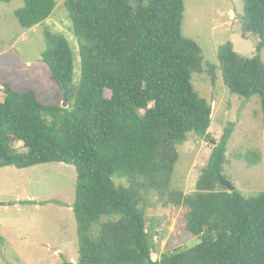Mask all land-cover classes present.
Returning a JSON list of instances; mask_svg holds the SVG:
<instances>
[{"label":"trees","instance_id":"1","mask_svg":"<svg viewBox=\"0 0 264 264\" xmlns=\"http://www.w3.org/2000/svg\"><path fill=\"white\" fill-rule=\"evenodd\" d=\"M56 7L55 0H24L15 16L32 30ZM66 7L80 80L67 37L47 29L42 62L68 107L45 104L33 90L0 88V169L76 168L78 264H264V192L247 198L218 189L232 128L215 143L197 192H170L177 147L191 136L209 139L213 118L192 82L205 68L201 48L183 34L184 0H67ZM242 20L244 37L259 38L256 55L244 57L228 43L218 62L229 91L260 96L264 113V0H244ZM18 142L27 153L18 152ZM115 176L128 177L129 187H117ZM137 177L187 210L186 228L200 238L198 246L160 253L133 186ZM103 216L119 218L102 223L99 240L92 239L90 228Z\"/></svg>","mask_w":264,"mask_h":264},{"label":"rangeland","instance_id":"2","mask_svg":"<svg viewBox=\"0 0 264 264\" xmlns=\"http://www.w3.org/2000/svg\"><path fill=\"white\" fill-rule=\"evenodd\" d=\"M55 1L57 7L51 22L32 30L23 29L15 16L24 6V0L0 1V88L10 84L16 91L33 90L41 102L64 107L65 96L51 80L49 67L42 62L47 50L46 30L69 38L75 50L76 81L80 80L81 60L67 0ZM184 4L183 34L199 45L204 58V73L194 74L192 82L196 92L212 105L213 118L209 139L191 136L177 147L178 160L170 192H197L214 143L226 129L232 128L221 172L223 187L218 186V189L231 191L230 187H234L245 197H254L264 192L261 97L255 95L246 99L229 91L218 52L222 46L232 43L236 52L252 58L256 55L259 38L254 34L244 37V0H184ZM261 59L264 64V49ZM16 146L18 152L27 153L23 143L18 142ZM114 181L117 187H129L128 177L115 176ZM76 185V168L64 163L41 164L22 170L0 169V203L16 202L0 206V264H78L81 244L73 210ZM133 186L147 217L150 240L160 253L200 244V238L186 228L187 210L171 204L167 191L151 188L141 177L135 179ZM118 218L103 216L100 223L90 228V237L99 240L101 224Z\"/></svg>","mask_w":264,"mask_h":264},{"label":"water","instance_id":"3","mask_svg":"<svg viewBox=\"0 0 264 264\" xmlns=\"http://www.w3.org/2000/svg\"><path fill=\"white\" fill-rule=\"evenodd\" d=\"M67 107V101H65V104H64V107L63 108H66ZM215 144V143H214ZM226 185L228 187H230V184L226 183ZM231 188V191H234L235 188L234 187H230ZM16 204V202H11V203H0V206H8V205H14Z\"/></svg>","mask_w":264,"mask_h":264},{"label":"crops","instance_id":"4","mask_svg":"<svg viewBox=\"0 0 264 264\" xmlns=\"http://www.w3.org/2000/svg\"><path fill=\"white\" fill-rule=\"evenodd\" d=\"M229 14H231V13H229ZM49 22H51V18L50 19H48L47 20V23H49ZM61 31H62V29L61 28H59ZM64 32V31H63ZM65 33V32H64ZM67 39L69 40V38L67 37ZM73 49V48H72ZM75 51V50H74ZM75 73H76V70H75ZM78 75V74H77Z\"/></svg>","mask_w":264,"mask_h":264}]
</instances>
